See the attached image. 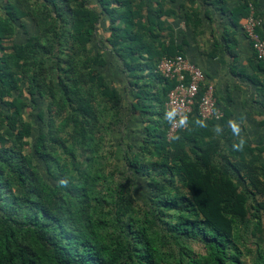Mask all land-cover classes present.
<instances>
[{
	"label": "trees",
	"instance_id": "trees-1",
	"mask_svg": "<svg viewBox=\"0 0 264 264\" xmlns=\"http://www.w3.org/2000/svg\"><path fill=\"white\" fill-rule=\"evenodd\" d=\"M163 7L0 0V264H243L237 231L264 210V149L246 140L234 151L237 140L212 131L229 116L217 99L223 118L197 123L204 86L186 126L168 140L165 104L175 83L157 65L185 56L164 40L172 13ZM237 14L246 18L248 6L232 12L235 30ZM185 24L198 35V12H186ZM234 33L225 29L207 56L234 58ZM112 57L118 66L108 78L99 69ZM33 113L41 125L31 145ZM113 138L125 143L113 149ZM29 145L42 171L25 153ZM116 155L125 168L112 163Z\"/></svg>",
	"mask_w": 264,
	"mask_h": 264
},
{
	"label": "crops",
	"instance_id": "crops-1",
	"mask_svg": "<svg viewBox=\"0 0 264 264\" xmlns=\"http://www.w3.org/2000/svg\"><path fill=\"white\" fill-rule=\"evenodd\" d=\"M157 1L163 4L165 11L172 13L164 20L168 30L164 33L165 42L168 43V38L174 40L175 45L182 49L185 58L200 68L207 83L214 87V95L220 107L224 109L226 104L228 106V121L216 124L222 127V132L217 134L214 131L216 125L211 128L212 131L219 136L227 134V138H230L228 141L238 140L239 137L233 134L229 121H243L240 125V136L250 146L264 149V63L258 64L255 60L251 44L243 31L245 20L251 12L264 19V0H194L192 3L189 0ZM210 2L216 3L221 11H215L209 6ZM245 4L249 14L246 18L237 14L235 20L238 28L235 30L231 25L232 12ZM192 11H197L202 21L198 35H194L192 27L185 24L186 12L191 14ZM23 21L28 32L35 34L34 24L30 20ZM225 29L228 32L235 31V57H208L215 44L221 43ZM16 31L18 38L23 36L19 29ZM253 80L259 85L254 84Z\"/></svg>",
	"mask_w": 264,
	"mask_h": 264
},
{
	"label": "built area",
	"instance_id": "built-area-1",
	"mask_svg": "<svg viewBox=\"0 0 264 264\" xmlns=\"http://www.w3.org/2000/svg\"><path fill=\"white\" fill-rule=\"evenodd\" d=\"M243 31L258 61L264 63V39L258 31L264 33V19L256 17L253 12L246 18ZM157 72L165 79L173 81L175 87L169 92L165 111H174L175 118L170 123L167 132L168 140L181 128L186 126L185 117L191 113L200 87H205V93L198 104V115L203 123L220 121L223 112L216 107L214 87L206 84L203 71L191 64L185 57L162 59L157 65ZM183 121V123H181Z\"/></svg>",
	"mask_w": 264,
	"mask_h": 264
},
{
	"label": "rangeland",
	"instance_id": "rangeland-1",
	"mask_svg": "<svg viewBox=\"0 0 264 264\" xmlns=\"http://www.w3.org/2000/svg\"><path fill=\"white\" fill-rule=\"evenodd\" d=\"M101 31L103 32V30L101 29ZM105 32V31H104ZM103 32V33H104ZM106 33V32H105ZM20 38H24V36H20ZM111 62L108 64L107 67L99 69L100 72H102L105 77H110L116 70H117V64L114 62L113 63V57L110 58ZM45 104L46 102L43 101H38V109L39 108H45ZM34 120L33 122V135L32 137L29 139V143L32 145V143H34L35 137L37 135V125H41L40 122L37 120V116L36 113H33V117ZM46 118H44L45 121ZM44 123V122H43ZM37 124V125H35ZM133 127L135 128V130H138V126L133 125ZM127 139V138H126ZM140 140V135L139 134H133L131 139L129 140V144H132L134 147V151L136 150V146L138 144ZM221 142L223 143V145L226 144V141L224 139L221 140ZM119 145H118V144ZM125 142H121L120 139L118 138H113L112 140V145H113V149L121 148L123 146ZM122 144V146L120 145ZM110 145V142L108 141V146ZM120 146V147H119ZM25 153L29 154L34 162V165L38 168L39 171H42V162L36 157L35 154H33L30 150V145L25 149ZM117 156V155H116ZM261 161L264 160V154H261L260 157ZM112 163L115 164L116 166H119L121 168H125V164L124 162L120 159V157H114V159L112 160ZM135 176V175H134ZM137 178V176H136ZM116 182L117 183H122L124 182V179L122 176L116 175L115 177ZM139 178L136 179V182H138V186L135 184L134 185V192L136 190L137 194H139L140 192L142 193L143 190V183H140ZM142 190V191H141ZM138 198V201L141 203L142 199L140 198V195L136 196ZM258 201H262V199L258 198ZM264 201V199H263ZM258 221L251 219L250 216L248 215L247 218V223L239 225L238 227V243L240 246V249L243 252V256L241 258L242 263L243 264H256L257 260L259 258V256H261V260L262 262L260 264H264V210H261L258 213ZM189 246L192 248V250L198 254H203L204 250L202 248V246L197 243V242H191L189 244Z\"/></svg>",
	"mask_w": 264,
	"mask_h": 264
},
{
	"label": "clouds",
	"instance_id": "clouds-1",
	"mask_svg": "<svg viewBox=\"0 0 264 264\" xmlns=\"http://www.w3.org/2000/svg\"><path fill=\"white\" fill-rule=\"evenodd\" d=\"M165 118L168 120L169 123H172L174 121V118H175L174 111L166 112L165 113ZM185 119H186V117H185ZM181 123H183V121H181ZM197 123L203 124L202 121H197ZM241 123H243V121H239V122L236 121V120L229 121V125H230V127L232 129L233 134L235 136L239 137V139L232 144L233 150L237 151V152L242 151L244 146H245V143H246L245 138L240 136V133H241V126L240 125H241ZM222 130L223 129H222V127L220 125H216L215 128H214V131L217 134L221 133Z\"/></svg>",
	"mask_w": 264,
	"mask_h": 264
}]
</instances>
